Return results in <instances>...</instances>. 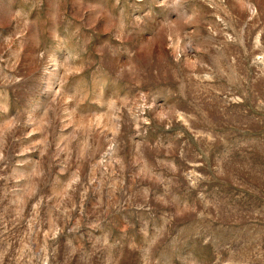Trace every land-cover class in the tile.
I'll return each mask as SVG.
<instances>
[{"label":"rangeland","instance_id":"rangeland-1","mask_svg":"<svg viewBox=\"0 0 264 264\" xmlns=\"http://www.w3.org/2000/svg\"><path fill=\"white\" fill-rule=\"evenodd\" d=\"M0 264H264V0H0Z\"/></svg>","mask_w":264,"mask_h":264}]
</instances>
